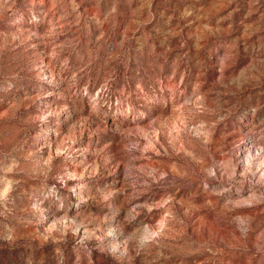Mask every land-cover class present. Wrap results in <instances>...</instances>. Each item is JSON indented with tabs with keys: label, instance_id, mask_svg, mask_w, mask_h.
I'll return each mask as SVG.
<instances>
[{
	"label": "rangeland",
	"instance_id": "obj_1",
	"mask_svg": "<svg viewBox=\"0 0 264 264\" xmlns=\"http://www.w3.org/2000/svg\"><path fill=\"white\" fill-rule=\"evenodd\" d=\"M0 264H264V0H0Z\"/></svg>",
	"mask_w": 264,
	"mask_h": 264
}]
</instances>
